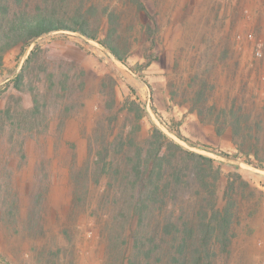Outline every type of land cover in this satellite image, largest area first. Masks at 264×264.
<instances>
[{
    "label": "trees",
    "instance_id": "16d2710c",
    "mask_svg": "<svg viewBox=\"0 0 264 264\" xmlns=\"http://www.w3.org/2000/svg\"><path fill=\"white\" fill-rule=\"evenodd\" d=\"M127 17L135 24H126ZM102 31L104 37L99 39ZM51 32L97 40L130 71L132 41L149 43L142 54L145 63L141 68L159 60L152 52L159 24L142 0H0V66L11 49L35 44L23 68L6 82L18 91L29 87L33 106L23 109V114L11 106L2 110V127L4 121L14 126V119L22 116L25 129L31 135L38 134L48 92L31 86V76L41 49L36 42ZM227 57L226 49L221 59ZM210 60L203 54L201 62L207 69L190 79L188 86L194 90L184 94L189 111L197 115L200 124L211 126L216 136L228 132L238 151L233 158L243 155L249 164L254 160L264 165V101L259 103L257 96L246 98L244 94L230 98L222 107L208 105L216 88L207 77ZM56 79L53 72L46 75L50 91L71 89L67 75L58 82ZM107 88L103 83L100 93L104 98L87 137L86 157L80 165L74 161L71 166L70 223H64L53 235L58 250L53 264L69 261L71 250L67 247L73 230L79 234L88 230L97 240L102 264H216L218 258H228L236 237L232 232L242 224L239 217L245 190L251 189L252 195L264 193L238 173L228 175L221 190L223 170L215 159L182 146L157 125L145 131L148 111L134 89L120 101L115 85L109 93ZM170 96L176 101L177 92ZM169 129L190 142L178 125ZM23 142L24 149L27 140ZM237 180L241 181L242 196L237 194ZM42 200L39 194L38 204ZM16 203L12 201L2 215L3 221L16 218ZM35 225L40 231L45 228L39 222Z\"/></svg>",
    "mask_w": 264,
    "mask_h": 264
},
{
    "label": "rangeland",
    "instance_id": "374dc122",
    "mask_svg": "<svg viewBox=\"0 0 264 264\" xmlns=\"http://www.w3.org/2000/svg\"><path fill=\"white\" fill-rule=\"evenodd\" d=\"M142 1L159 24L157 45L152 51L159 60L147 68L140 67L145 63L144 48L149 46L145 41H132L130 71L97 40L69 32H51L37 40L41 49L31 86L48 92L38 134L31 135L25 129L22 116L14 119L11 127L8 121L2 127L0 121V264H53L58 251L53 235L69 222V173L74 161L80 165L86 157L87 137L104 98L100 93L103 83L108 86L104 89L107 93L115 85L120 101L134 89L148 111L145 131L157 125L175 136L169 126L178 125L190 140V148L221 157L228 154L230 157L225 158L243 163L215 159L223 170L221 190L227 176L238 173L264 193V174L257 171H264V165L254 160L249 164L243 155L233 158L238 151L228 132L218 137L211 126L200 124L197 115L189 111L190 103L185 102L184 95L194 90L188 86L191 77L207 69L201 58L208 54L207 77L216 86L208 105L222 107L230 98L244 94L246 98L257 96L259 103L264 101V7L257 6L258 0ZM130 22L132 18L127 17L125 23ZM104 34L102 31L99 39ZM257 43L261 44L260 57L256 55ZM34 46L16 47L6 53L0 66V112L8 106L21 114L23 109L32 108L30 88L18 91L6 82L23 68ZM226 49L228 57L222 60ZM52 72L56 82L67 75L71 89L63 92L55 87L56 91H50L45 79ZM174 91L176 101L170 96ZM24 140L27 143L23 149ZM240 182L237 180L236 189L242 196ZM251 192L246 189L242 198V224L232 232L236 237L231 255L218 258L216 264H264V196ZM39 194L43 200L38 204ZM12 201L17 202V216L3 221L2 215ZM36 222L45 228L40 231ZM70 232L72 242L67 248L71 257L60 264H102L97 240L91 233Z\"/></svg>",
    "mask_w": 264,
    "mask_h": 264
},
{
    "label": "water",
    "instance_id": "95a60500",
    "mask_svg": "<svg viewBox=\"0 0 264 264\" xmlns=\"http://www.w3.org/2000/svg\"><path fill=\"white\" fill-rule=\"evenodd\" d=\"M163 128V127H162ZM164 132H166L171 138H173L175 141H177L178 143H180L182 146L186 147V148H189L197 153H200V154H204V155H207L211 158H214V159H218V160H222V161H230V162H233V163H236V164H240V165H243V163H240L238 161H235V160H231V159H227L225 157H221V156H217V155H214L212 153H209V152H206V151H199V150H195V149H192L190 148L187 143L181 139H179L177 136H173L171 135L166 129H162ZM258 172L260 173H263L264 174V171H260V170H257Z\"/></svg>",
    "mask_w": 264,
    "mask_h": 264
},
{
    "label": "built area",
    "instance_id": "2783aa9c",
    "mask_svg": "<svg viewBox=\"0 0 264 264\" xmlns=\"http://www.w3.org/2000/svg\"><path fill=\"white\" fill-rule=\"evenodd\" d=\"M256 55L258 57H260L262 55V52H261V44L260 43H257L256 44Z\"/></svg>",
    "mask_w": 264,
    "mask_h": 264
},
{
    "label": "crops",
    "instance_id": "0c3cea01",
    "mask_svg": "<svg viewBox=\"0 0 264 264\" xmlns=\"http://www.w3.org/2000/svg\"><path fill=\"white\" fill-rule=\"evenodd\" d=\"M259 4H257V6L259 5V7H264V0H258Z\"/></svg>",
    "mask_w": 264,
    "mask_h": 264
}]
</instances>
